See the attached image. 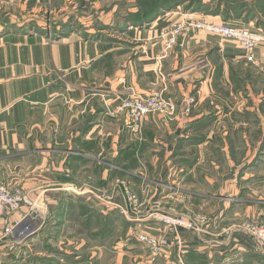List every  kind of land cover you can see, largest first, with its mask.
Segmentation results:
<instances>
[{
  "label": "crops",
  "instance_id": "crops-1",
  "mask_svg": "<svg viewBox=\"0 0 264 264\" xmlns=\"http://www.w3.org/2000/svg\"><path fill=\"white\" fill-rule=\"evenodd\" d=\"M63 4L64 0H0V181L21 186L34 207L45 204L51 212L68 194L74 195L71 191L107 190L112 170L106 167L108 160L115 162L127 150L119 161L125 167L123 174L112 184L125 183L127 175L138 178L141 171L162 176L157 178L164 184H178L179 191L151 202L197 225L193 230L180 227L167 233L163 226L168 244L161 258L150 264H264V247L246 228L264 217V188L260 192L253 188L251 166L241 171V187L234 175L221 178L225 174L220 173L219 152L207 149L218 142L214 133L222 134L224 142L233 138L235 123L247 128V142L256 131L251 118L240 121L231 115L234 83L229 67L235 47L225 44L227 39L198 31L167 48L168 28L180 19V12L168 13L138 29L143 39L132 52L113 54L109 64L105 60L97 66L101 54L124 48L115 44L112 49L106 41L81 42L73 36L58 41L54 34L49 36L38 15L61 13L67 8ZM235 22L258 30L245 20ZM138 30L132 28L125 34ZM98 46L107 48L97 51ZM56 74L73 84L84 83L86 88L72 97V103L63 102L60 92L53 93L46 85ZM98 88L106 93L105 101L91 94ZM221 90L226 94L225 105L215 103ZM155 91L179 101L178 116L149 115L140 137L127 129L125 113H118L117 106L130 95ZM185 99L193 102L188 115L180 105ZM257 131L264 135V129ZM224 155L231 160L229 151ZM206 160L210 170L203 167ZM257 170L264 171L262 167ZM70 201L72 207L78 206L77 201ZM29 206L25 204L20 213L29 211ZM2 223L0 216V228Z\"/></svg>",
  "mask_w": 264,
  "mask_h": 264
},
{
  "label": "rangeland",
  "instance_id": "rangeland-1",
  "mask_svg": "<svg viewBox=\"0 0 264 264\" xmlns=\"http://www.w3.org/2000/svg\"><path fill=\"white\" fill-rule=\"evenodd\" d=\"M138 1L64 0L63 5L67 7L64 11L58 14L38 15V21L43 22L44 26L49 29V36L54 34L53 36L59 38L58 41L73 36L75 40H80L81 42H84L85 39L98 40L99 42L106 41V44L111 43L112 49L115 44L122 45L124 51L116 52L111 50L108 53L101 54L97 60V66L105 60H108L109 64V57L113 56V54L132 52L138 45V40L143 39L138 29L149 26V24L162 19L168 13L177 14L180 12L178 14L180 19L173 26H169L168 29L170 30L167 33L189 15L201 17L198 19L210 22H216V20L220 19L224 21L223 15H213L211 13L215 10L216 3L221 0H183L185 1L184 3L178 2L176 4L170 2L153 21L149 24L140 25L136 22L139 15H131L139 12ZM224 1L226 5H221L222 10H230L237 17L234 18L235 21L240 18L243 21L246 19L248 24H253L264 35V0ZM229 3L230 6L228 5ZM201 6L203 10H198V7ZM231 19L233 20V18ZM60 26L64 28L57 29ZM118 27L121 30L116 31L115 29ZM132 28L137 29V33L126 35L125 33ZM224 43L235 47V51L232 53L234 60L229 67V78H233L234 83V93L232 96L230 94L229 97L231 105L233 104L231 115L235 120L240 121L251 118V124L256 127H252V129L256 131L251 134L250 142H247L246 140L249 138L245 136L248 132L247 128L241 127V124H238L239 126L237 127L235 123L236 131L233 138L229 137L228 141L224 142L221 139L223 135L217 132L214 133V138L218 142L211 144V146L206 144V146L208 150H210L208 147H211L212 152H219L217 161L220 164V173L225 174L221 178L231 179L234 175L235 179L238 180L235 184L241 187L243 182L241 171L243 167L251 166L250 170L255 175L252 179L253 188L260 192L263 190L260 188H264V171L257 169L262 167L264 170V135L261 132L259 133L257 129L259 131L264 129V42L255 49L253 55L245 52L242 46L233 40H227ZM102 48L107 47L98 46L97 51ZM97 66L95 70L98 77L100 69ZM49 81L50 83L46 84L45 80V84L53 89V93L60 92V97L64 99L63 102L72 103V97L76 98L75 94L83 92V89L86 88L83 87V82L79 81L73 84L65 80L64 76L61 75L59 77L58 74ZM222 90L218 96L219 100L215 102L218 105H221L222 102L224 105L226 104V94H223ZM103 91L98 88L92 91L91 94L93 97L102 98L105 101L106 93ZM164 96L175 103H179V101L167 97L165 94ZM121 103L117 106L118 113H121L119 110ZM180 105L185 115L193 112L192 99H185L180 102ZM218 109H220L219 106L215 111ZM153 114L169 119L178 116V109H176L175 115L173 114L171 117L158 112ZM215 114L221 115L219 111ZM258 125L261 127L258 128ZM142 132L143 128L136 135L141 137ZM226 151H229L232 156L229 161L226 160L224 155ZM127 153V150H122L117 158H114L115 162L108 160L106 167L108 169L112 168V170L108 176L110 186H107L106 183L107 190L96 189L86 193L71 191L70 194L74 193L75 196L68 194L66 196L67 199L59 201L51 212L49 211L50 207L45 206V204H39V207L29 206L27 208L29 211L20 213V210L17 213L1 216L3 223L0 228V245L4 246L2 251L4 255L0 256V259L6 264H150L154 259H160L162 256L161 252L153 257V252L149 249L146 242L143 240L140 242L137 240L136 242L137 238L135 239V237L140 232L157 236L162 234L163 226L165 225L162 221L157 219L155 215L150 217V220H147V215L150 211H155L154 214H163L162 204L151 201L158 196L163 197L164 194L178 192L180 186L178 184L172 185L173 183L164 184L166 182L163 179L161 181V179L157 178L162 176L147 174L146 171L138 173V178H132L131 175H127L128 177L124 179H128L130 183L124 180L126 184L121 183V185H118L115 181L112 184L114 178L123 174L122 170L125 167L119 161L122 160L120 157ZM259 157L261 160H259ZM130 161L132 163V160ZM145 161L144 165H147L148 161ZM227 162H229V165H227ZM230 162L233 167L230 166ZM112 163L116 165L114 166ZM160 164L161 159L159 161ZM142 166L140 164V167ZM203 167L210 170V162L204 161ZM258 172L262 173L259 174ZM246 183H249V180ZM115 184L117 185L116 187ZM119 186H122L123 190ZM12 188L23 190L21 186ZM70 200L77 201L78 206L76 208L72 207ZM104 200H112L113 203H105ZM31 212L36 217L33 231L25 242L19 246L12 245V239L7 236V227L14 224L20 217H25ZM261 220H264V217ZM117 246L119 247L116 248Z\"/></svg>",
  "mask_w": 264,
  "mask_h": 264
},
{
  "label": "built area",
  "instance_id": "built-area-1",
  "mask_svg": "<svg viewBox=\"0 0 264 264\" xmlns=\"http://www.w3.org/2000/svg\"><path fill=\"white\" fill-rule=\"evenodd\" d=\"M198 31H205L223 39L233 40L239 43L248 54L254 53L255 49L264 42V35L259 30H254L249 26L233 21L210 22L198 19V17L189 15L186 19L176 24L173 29L167 33V48H172L177 44L182 36L194 34ZM177 103L166 98L162 91H155L151 95L139 96L130 95L123 99L119 110L126 114L127 129L139 134L143 128L146 118L155 113H163L167 116H173L176 113ZM24 204L33 206L25 192L20 188H12L6 182L0 181V216L4 214L17 213ZM152 212V213H151ZM150 211V217L154 215L165 224L166 233L168 230L184 227L187 229H196V223L181 215H172L163 212V214H154ZM140 220V219H139ZM36 217L31 212L25 217H20L14 224L7 227V236L12 239V245H20L25 242L35 227ZM248 232L264 247V220L259 222H250L246 226ZM166 233L160 236L140 232L137 240L144 241L153 252V257L163 251L168 244ZM143 244V243H142ZM155 260V259H154Z\"/></svg>",
  "mask_w": 264,
  "mask_h": 264
},
{
  "label": "trees",
  "instance_id": "trees-1",
  "mask_svg": "<svg viewBox=\"0 0 264 264\" xmlns=\"http://www.w3.org/2000/svg\"><path fill=\"white\" fill-rule=\"evenodd\" d=\"M140 1H141V3H140ZM170 2L177 4L178 2L184 3L185 1H183V0H157V1L139 0L138 1L139 12L137 14H131V15L132 16L139 15L136 19V22H138L140 25L149 24L151 21H153V19L156 18V16L159 14L160 11H163V9L165 7H167V5ZM223 4L226 5V2L224 0L217 2L215 10H213L211 13L213 15H216V14L223 15L225 22L231 21L232 20L231 18H233V20H234V18H237L230 10H227V9L222 10L221 5H223ZM228 5L230 6V3ZM198 10H203L202 6L198 7ZM240 15H242V14H240ZM245 22H247L246 19H245Z\"/></svg>",
  "mask_w": 264,
  "mask_h": 264
}]
</instances>
